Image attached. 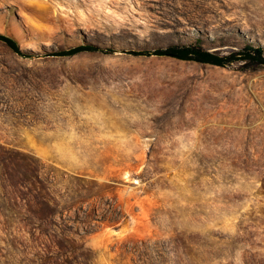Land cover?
I'll list each match as a JSON object with an SVG mask.
<instances>
[{"label":"rangeland","instance_id":"374dc122","mask_svg":"<svg viewBox=\"0 0 264 264\" xmlns=\"http://www.w3.org/2000/svg\"><path fill=\"white\" fill-rule=\"evenodd\" d=\"M0 34V264H264V65L128 54L264 58V0H0Z\"/></svg>","mask_w":264,"mask_h":264},{"label":"trees","instance_id":"16d2710c","mask_svg":"<svg viewBox=\"0 0 264 264\" xmlns=\"http://www.w3.org/2000/svg\"><path fill=\"white\" fill-rule=\"evenodd\" d=\"M0 43L7 46L12 52L17 55H23L20 51L16 41L8 36L0 34ZM80 52H102L111 53L110 50H102L96 46L86 45L79 46L68 51L57 52L55 56L67 57L78 54ZM132 56H145V57H168L180 61H192L201 64H209L217 67H225L229 63L238 60L237 56L241 57L242 60H246L250 63L264 65V58L262 57L259 49H251L249 47L244 48L240 53L230 54L228 56H219L207 51L198 50L195 48H177L168 47L165 49H156L152 51H131L128 53ZM65 262V261H63Z\"/></svg>","mask_w":264,"mask_h":264}]
</instances>
